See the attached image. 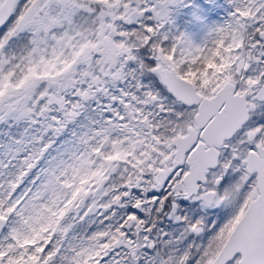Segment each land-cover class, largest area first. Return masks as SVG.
<instances>
[{"label":"snow or ice","instance_id":"1","mask_svg":"<svg viewBox=\"0 0 264 264\" xmlns=\"http://www.w3.org/2000/svg\"><path fill=\"white\" fill-rule=\"evenodd\" d=\"M0 264H264V0H0Z\"/></svg>","mask_w":264,"mask_h":264}]
</instances>
